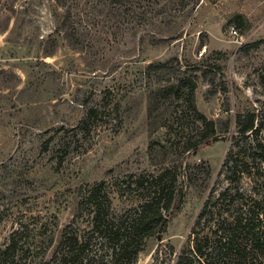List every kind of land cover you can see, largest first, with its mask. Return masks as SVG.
Wrapping results in <instances>:
<instances>
[{
    "label": "rangeland",
    "instance_id": "374dc122",
    "mask_svg": "<svg viewBox=\"0 0 264 264\" xmlns=\"http://www.w3.org/2000/svg\"><path fill=\"white\" fill-rule=\"evenodd\" d=\"M237 14L247 28L230 23ZM207 59L220 68L198 80L200 111L218 122L238 110L264 112V0H162L155 7L136 0H0V248L20 217L36 214L56 222L59 237L81 183L105 179L110 170L153 169L149 147L168 135L148 127L149 91L159 83L147 68ZM85 106L98 107V121L75 137ZM227 137L185 162L208 165L210 186ZM204 200L191 188L135 264H174Z\"/></svg>",
    "mask_w": 264,
    "mask_h": 264
},
{
    "label": "trees",
    "instance_id": "16d2710c",
    "mask_svg": "<svg viewBox=\"0 0 264 264\" xmlns=\"http://www.w3.org/2000/svg\"><path fill=\"white\" fill-rule=\"evenodd\" d=\"M141 1L150 7L162 2L136 0ZM245 21L237 14L230 23L243 30ZM176 62V68L174 61L147 68L159 83L149 91L148 127L168 135L149 147L153 169L125 175L110 170L105 179L78 185L74 214L57 238L51 219L20 217L0 248V264H135L148 241L166 232L191 188L205 200L174 264H264V112L238 110L219 122L209 118L196 104L198 80L220 65L207 59L183 68ZM85 107L73 127L75 137L90 133L98 121V107ZM226 136L230 145L210 186L208 165L185 162ZM169 253H175L172 246Z\"/></svg>",
    "mask_w": 264,
    "mask_h": 264
},
{
    "label": "water",
    "instance_id": "95a60500",
    "mask_svg": "<svg viewBox=\"0 0 264 264\" xmlns=\"http://www.w3.org/2000/svg\"><path fill=\"white\" fill-rule=\"evenodd\" d=\"M161 236H158V238H160Z\"/></svg>",
    "mask_w": 264,
    "mask_h": 264
}]
</instances>
